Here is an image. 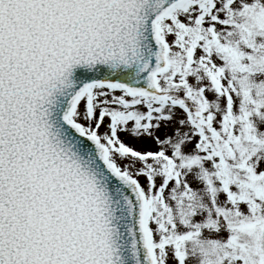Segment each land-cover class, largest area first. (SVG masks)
<instances>
[{"label": "snow or ice", "instance_id": "snow-or-ice-1", "mask_svg": "<svg viewBox=\"0 0 264 264\" xmlns=\"http://www.w3.org/2000/svg\"><path fill=\"white\" fill-rule=\"evenodd\" d=\"M0 264H264V0H0Z\"/></svg>", "mask_w": 264, "mask_h": 264}]
</instances>
